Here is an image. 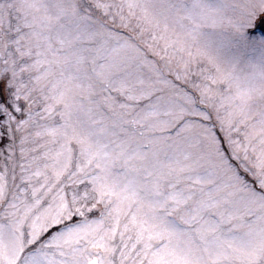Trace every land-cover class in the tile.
<instances>
[{
  "label": "snow or ice",
  "instance_id": "snow-or-ice-1",
  "mask_svg": "<svg viewBox=\"0 0 264 264\" xmlns=\"http://www.w3.org/2000/svg\"><path fill=\"white\" fill-rule=\"evenodd\" d=\"M0 264H264V0H0Z\"/></svg>",
  "mask_w": 264,
  "mask_h": 264
}]
</instances>
